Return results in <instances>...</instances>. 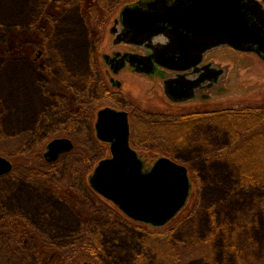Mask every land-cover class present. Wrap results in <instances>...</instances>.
<instances>
[{
    "label": "rangeland",
    "instance_id": "rangeland-1",
    "mask_svg": "<svg viewBox=\"0 0 264 264\" xmlns=\"http://www.w3.org/2000/svg\"><path fill=\"white\" fill-rule=\"evenodd\" d=\"M134 1L0 0V156L14 168L0 178V264L44 263L26 237L33 232L53 246L56 256L69 253L63 261L51 259L49 264H264V145L255 136L239 150L235 145L222 150L228 137L219 128L212 136L209 126H204L188 139L178 132L136 128L134 142L145 170L166 157L187 167L192 182L185 211L159 229L130 218L129 222L92 192L87 184L98 155L91 163L77 159L81 144L75 128L63 126L66 133L54 128L33 145L41 124L36 117L49 97L54 101L51 93L80 94L92 81L105 78L111 86L102 54L132 50L114 47L110 29L126 4ZM24 36L32 41L33 55L15 57L10 51L12 40ZM229 53L223 50L212 56L238 79L230 92H245L246 85L255 81L264 92V62L258 55ZM117 79L126 85L118 93L129 95L132 110L161 93L158 79L146 80L129 71ZM110 91L117 98V90L110 87ZM109 98L101 97L95 106L112 104ZM223 98L213 99L214 109L224 107ZM66 134L77 140L67 161L68 172L78 176L75 185L84 195L81 202L75 197L67 200L61 193L60 199H52L57 191L48 185L39 186L40 192L27 187L35 176L50 172L43 159L46 146ZM92 148L88 151L98 153L100 159L110 155L105 147ZM75 185L70 184L71 189ZM39 205L56 210L57 218L39 221Z\"/></svg>",
    "mask_w": 264,
    "mask_h": 264
},
{
    "label": "flooded vegetation",
    "instance_id": "flooded-vegetation-1",
    "mask_svg": "<svg viewBox=\"0 0 264 264\" xmlns=\"http://www.w3.org/2000/svg\"><path fill=\"white\" fill-rule=\"evenodd\" d=\"M141 1L145 0H136L126 4L125 7L135 5ZM258 1L264 4L263 0ZM110 33L113 37L114 47L132 49L114 50L112 53L102 54L105 66L109 68L107 76L109 77L110 87L116 89V93L125 88L126 85L117 79L125 71H129L132 75H137L150 81L158 79L163 90L161 89V93L157 94V96L164 99L163 102H166L167 106L163 105L158 97H152L149 101L143 102L141 105L136 106L135 110H132L128 105L130 103L129 95L127 93H118V95L115 94L117 98H114L110 87L107 85L106 78L104 80L92 81L89 84V89L87 88V92L80 94L77 93L75 95L69 93L65 96L63 93L55 91L54 94L51 93L50 95L54 101L49 97L47 104L38 112L36 122L40 118L41 124L39 130L34 132L35 140L33 145L39 143L38 139H40L42 133L51 131L52 129L54 130V128L61 130L63 126L64 128L71 126L75 128L74 132L78 133V143L81 144V150L78 152L77 159L91 163L93 159H96V155H98L99 165L102 160L112 157L111 144L103 142L100 137V113L105 109H112L128 114L130 145L136 151L138 147L134 142V132L136 128L140 129L143 127L151 130L152 133L154 131H157V133H164L163 131L166 133L168 131L178 132L179 137L182 138L185 135L187 137L185 139H188L195 130L203 128L204 126H209L213 132L212 136L216 135L215 131H218L219 128L228 137L221 147L222 150L233 148L234 145L235 150H239L240 145L245 143L246 139L254 136L264 145V92H261V83L255 81L252 84L246 85L245 92L231 93V86L238 85V79L235 81L232 78L233 73L231 74L226 66L219 64L218 58L216 59V57L212 56L223 50L231 51L229 54H232V52L241 54L254 53L240 52L230 46H220L206 51L199 65H193L185 70L169 69L157 62L158 52L168 44L166 38L159 36L153 38L151 41H146L141 46L126 42L129 41V31L122 23L121 13L120 17L114 20V25L110 29ZM105 56H108V62ZM131 57H134L135 61L132 62ZM36 63H38L37 59L35 60ZM43 90L41 89V91ZM47 92L49 91L47 90ZM42 93H45V90ZM167 93L175 100H172ZM106 96H110L109 99L112 100V104L95 106L101 97ZM218 96L224 97L222 99L224 101V107L214 109L211 103ZM197 102H203L208 105L203 106V103L197 104ZM63 131L66 133V129H63ZM234 134H237L238 137L234 138ZM60 140L70 141L73 147L72 150L62 153L55 161L48 160L46 154L50 144ZM76 144L77 140L69 134L51 140L47 144L46 152L43 156L46 162L45 164L48 165L46 167H51L50 172L45 175L35 176L31 179V182L28 181L27 187L29 186L35 192H40L39 186L45 188L48 185L49 188L57 191L58 196L52 195V199H60L59 194L61 193L64 196L63 198L67 200L75 197L76 200L81 202L84 195L75 185L78 176L74 173L71 174V171L68 172L69 162L67 161V157L75 151ZM210 144L214 145L213 142ZM92 145L93 148L91 147ZM104 147L110 151V155L102 159L99 158L98 153L88 151L89 148L95 151L97 149L101 150ZM137 153L143 160V156L139 151ZM92 176H89L87 184L91 188L90 179ZM70 184H74L75 189H71ZM91 190L96 196H101L93 188ZM61 202L62 200L59 201V203ZM37 207L39 221L48 216L51 218H57L58 216V212L51 207H45L43 205ZM114 208L123 214L115 206ZM124 216L127 217L126 215ZM35 231L37 232V230ZM97 236L96 240L100 237L99 234ZM31 241L36 248L40 245L49 246V243L37 236L35 232L31 236ZM87 242L89 243L90 241ZM98 242H101V239ZM49 250H51L48 254L51 257L50 259H59L60 257L63 259L67 255V251H65L64 255L56 256L53 246H50Z\"/></svg>",
    "mask_w": 264,
    "mask_h": 264
},
{
    "label": "water",
    "instance_id": "water-1",
    "mask_svg": "<svg viewBox=\"0 0 264 264\" xmlns=\"http://www.w3.org/2000/svg\"><path fill=\"white\" fill-rule=\"evenodd\" d=\"M121 16L129 31L126 42L141 46L159 36L168 40L157 62L169 69L199 65L206 51L220 46L254 53L264 61V4L258 0H145L123 8ZM99 128L101 140L111 144L112 157L95 169L92 188L135 222L153 228L168 225L191 195L187 167L164 157L145 170L130 145L127 113L103 110ZM72 148L68 140L55 141L46 157L55 161ZM12 171L13 164L0 156V178Z\"/></svg>",
    "mask_w": 264,
    "mask_h": 264
},
{
    "label": "trees",
    "instance_id": "trees-1",
    "mask_svg": "<svg viewBox=\"0 0 264 264\" xmlns=\"http://www.w3.org/2000/svg\"><path fill=\"white\" fill-rule=\"evenodd\" d=\"M53 11H54L53 8H51L50 12H53ZM31 44H32V41L29 38H27V36L21 37V38H19L17 40L14 39V40H12V47L10 48V51L12 52L13 56H15V57L30 58V57H32L33 51H34V49H33ZM32 235H33V233L30 236H26V237H28L27 239L29 241H31V236ZM31 248L32 247L30 246V249ZM49 248L50 247H48V246L40 245V246H38V248L36 250L37 252L41 253L40 259L42 258V261H44V263L42 262V264H49V262L51 261V259H50L51 257L48 255L49 252L51 251V250H49ZM79 252H81V251H76L75 250L74 253L78 254ZM68 254L69 253H67V256H68ZM61 258L62 257L59 258L60 259L59 261H63L65 257L63 259H61Z\"/></svg>",
    "mask_w": 264,
    "mask_h": 264
}]
</instances>
